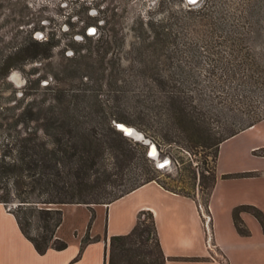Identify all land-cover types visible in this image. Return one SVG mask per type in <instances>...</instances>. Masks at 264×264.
Wrapping results in <instances>:
<instances>
[{
  "label": "rangeland",
  "instance_id": "rangeland-1",
  "mask_svg": "<svg viewBox=\"0 0 264 264\" xmlns=\"http://www.w3.org/2000/svg\"><path fill=\"white\" fill-rule=\"evenodd\" d=\"M30 39H47L50 51L0 74V106H7L0 111V121H14L24 106L43 108L41 118L16 121H58L48 109L55 105L61 116L72 110L77 121L117 122L110 112L123 109L130 121L169 122L160 121L153 110L135 101L137 94L145 100L162 97L159 91L149 93L146 78L152 73L171 74L182 81L200 133L207 129L212 140L247 122L254 113L250 109H264V0H258L253 11L245 0H0V59ZM105 45L109 47L103 51ZM82 53L93 68H76ZM224 61L230 69L222 67ZM225 74L256 80L220 83L215 79L221 92L214 95L209 86L212 77ZM110 76L118 78L112 89ZM138 109L142 118H136ZM138 131L156 144L158 154L151 157L147 142L127 135L144 143V156L155 177L192 195L200 212L208 213L209 187L200 184L199 174L207 175L209 183L214 145L182 147ZM219 169L215 165L218 189L246 186L243 178H221ZM15 204L4 203L13 211ZM82 215L80 207L61 210L53 234L56 242L77 234L82 227L72 224ZM28 217L29 234L46 232L35 215ZM140 217L148 221L146 213ZM82 229L80 243L100 234V226L96 232ZM147 242L155 252L153 240Z\"/></svg>",
  "mask_w": 264,
  "mask_h": 264
},
{
  "label": "trees",
  "instance_id": "trees-1",
  "mask_svg": "<svg viewBox=\"0 0 264 264\" xmlns=\"http://www.w3.org/2000/svg\"><path fill=\"white\" fill-rule=\"evenodd\" d=\"M257 2L258 0H245V5L253 11ZM51 45L47 39H30L17 46L0 59V74L4 75L10 67L21 64L26 58L48 55ZM163 45L164 43L160 47ZM108 47L103 46V51ZM84 56L85 53H82L80 60H76V68H93V64L85 60ZM227 62L221 63L222 67L230 69ZM99 65L104 68L101 63ZM215 79L220 83L230 79L241 82L256 80L251 76L245 78L234 74L212 77L209 86L214 95L221 92L218 83H214ZM146 80L149 93L159 91L162 97L145 100L137 94L135 101L153 110L160 121L169 122L153 125L130 121L123 109L111 111L112 118L118 120L117 122L133 125L151 138L158 136L163 141H173L182 147L214 145L213 170L209 183L207 175L202 172L199 174L200 184L209 187V195L215 180L214 164L218 143L264 117V109H250L254 113L247 122L212 140L207 129L200 133L202 128L199 126L198 116L193 113L194 106L190 105V97L184 92L182 81L171 74L158 73H152ZM116 81V76H110L108 86L111 89L117 86ZM236 100L239 101V98ZM2 107L0 106V111L7 108ZM48 109L53 120L58 121H16L27 117L36 120L41 118L44 109L40 106H36V109L24 106L19 109L14 121H0V202L4 204L7 201H16L15 210L11 211L21 232L38 252H43L47 247L59 249L65 246L63 240L56 242L58 238L53 237L54 229L60 222L62 204L106 203L149 180H155L169 190L192 196L159 181L148 167L144 156V143L124 134L116 127L115 121H77L72 110L61 116L55 105ZM135 112L136 118L143 117L140 109ZM241 119L239 117L238 121H242ZM190 132H196L195 136ZM183 160L180 159V162ZM240 210L251 212L263 224L260 209L252 204H238L231 212L238 232L246 233V228L238 216ZM142 213H146L147 222L140 217ZM28 214L35 215L38 226L45 233L36 236L29 234ZM148 239L153 240L155 252L148 246ZM84 243H80L74 258L79 256ZM164 259L152 213L147 209L137 212L135 222L128 232L109 237L106 264H164Z\"/></svg>",
  "mask_w": 264,
  "mask_h": 264
},
{
  "label": "crops",
  "instance_id": "crops-1",
  "mask_svg": "<svg viewBox=\"0 0 264 264\" xmlns=\"http://www.w3.org/2000/svg\"><path fill=\"white\" fill-rule=\"evenodd\" d=\"M215 165L221 178H243L247 183L225 191L214 180L207 199L209 239L194 197L149 180L106 203L62 204L61 210H83L73 226L91 232L100 226V234L86 241L76 258L84 229L62 239L64 247H47L40 253L21 232L12 211L0 202V264H106L109 237L128 232L141 209L152 213L164 264H264V222L240 210L238 216L246 228L242 234L231 214L238 204H252L261 210L264 221V117L222 139L214 171Z\"/></svg>",
  "mask_w": 264,
  "mask_h": 264
},
{
  "label": "water",
  "instance_id": "water-1",
  "mask_svg": "<svg viewBox=\"0 0 264 264\" xmlns=\"http://www.w3.org/2000/svg\"><path fill=\"white\" fill-rule=\"evenodd\" d=\"M189 2H192L194 0H188ZM115 125L117 128L121 129L123 131L124 134L132 136L136 139H141L144 142L148 143V149H147V154L151 157L156 156L158 154V150L156 148V145L154 144V142L150 141L148 138H145L143 136V134L136 130L133 126H127L125 123L122 122H115ZM131 128V129H129ZM135 130L136 133H133V131Z\"/></svg>",
  "mask_w": 264,
  "mask_h": 264
},
{
  "label": "built area",
  "instance_id": "built-area-1",
  "mask_svg": "<svg viewBox=\"0 0 264 264\" xmlns=\"http://www.w3.org/2000/svg\"><path fill=\"white\" fill-rule=\"evenodd\" d=\"M201 217H202V222L204 225L205 233L209 239V236H210L209 215H208V213H206V214L201 213Z\"/></svg>",
  "mask_w": 264,
  "mask_h": 264
},
{
  "label": "bare ground",
  "instance_id": "bare-ground-1",
  "mask_svg": "<svg viewBox=\"0 0 264 264\" xmlns=\"http://www.w3.org/2000/svg\"><path fill=\"white\" fill-rule=\"evenodd\" d=\"M126 125H127V124H126ZM127 126H130V127H131V125H127ZM129 129H131V128H129ZM133 133H136L135 130L133 131Z\"/></svg>",
  "mask_w": 264,
  "mask_h": 264
},
{
  "label": "flooded vegetation",
  "instance_id": "flooded-vegetation-1",
  "mask_svg": "<svg viewBox=\"0 0 264 264\" xmlns=\"http://www.w3.org/2000/svg\"><path fill=\"white\" fill-rule=\"evenodd\" d=\"M94 29L92 28V31H93Z\"/></svg>",
  "mask_w": 264,
  "mask_h": 264
},
{
  "label": "clouds",
  "instance_id": "clouds-1",
  "mask_svg": "<svg viewBox=\"0 0 264 264\" xmlns=\"http://www.w3.org/2000/svg\"><path fill=\"white\" fill-rule=\"evenodd\" d=\"M10 79H11V77H10Z\"/></svg>",
  "mask_w": 264,
  "mask_h": 264
}]
</instances>
